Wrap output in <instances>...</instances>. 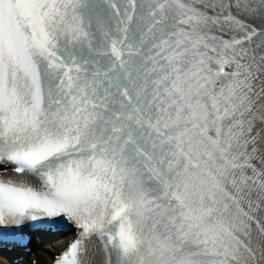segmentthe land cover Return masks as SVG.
Here are the masks:
<instances>
[{"label":"snow or ice","instance_id":"6c2138e0","mask_svg":"<svg viewBox=\"0 0 264 264\" xmlns=\"http://www.w3.org/2000/svg\"><path fill=\"white\" fill-rule=\"evenodd\" d=\"M42 219L52 264H264V0H0V245Z\"/></svg>","mask_w":264,"mask_h":264},{"label":"bare ground","instance_id":"6f19581e","mask_svg":"<svg viewBox=\"0 0 264 264\" xmlns=\"http://www.w3.org/2000/svg\"><path fill=\"white\" fill-rule=\"evenodd\" d=\"M59 246V245H58ZM58 246L54 245V246H49V248H47L48 250L50 249H54L55 247L57 248ZM48 250L46 249H41V250H37L35 252V255L34 257L36 258L37 262H42L43 260H49L50 256H49V253H48ZM0 264H9V263H5V262H1L0 261ZM16 264H27L25 261H21V262H18Z\"/></svg>","mask_w":264,"mask_h":264}]
</instances>
